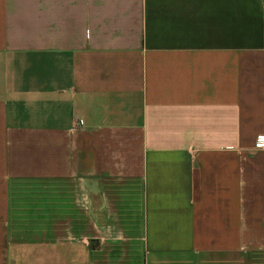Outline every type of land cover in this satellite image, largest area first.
Listing matches in <instances>:
<instances>
[{
  "label": "crops",
  "instance_id": "crops-1",
  "mask_svg": "<svg viewBox=\"0 0 264 264\" xmlns=\"http://www.w3.org/2000/svg\"><path fill=\"white\" fill-rule=\"evenodd\" d=\"M258 135L264 0H0V264H264Z\"/></svg>",
  "mask_w": 264,
  "mask_h": 264
},
{
  "label": "built area",
  "instance_id": "built-area-1",
  "mask_svg": "<svg viewBox=\"0 0 264 264\" xmlns=\"http://www.w3.org/2000/svg\"><path fill=\"white\" fill-rule=\"evenodd\" d=\"M229 150H232V148ZM252 152L255 154H264V135H258L255 137Z\"/></svg>",
  "mask_w": 264,
  "mask_h": 264
}]
</instances>
